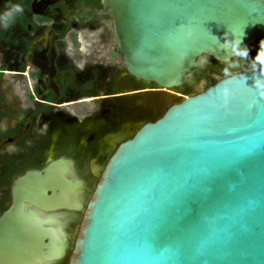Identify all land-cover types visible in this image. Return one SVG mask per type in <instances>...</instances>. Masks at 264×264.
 Segmentation results:
<instances>
[{
  "label": "water",
  "instance_id": "95a60500",
  "mask_svg": "<svg viewBox=\"0 0 264 264\" xmlns=\"http://www.w3.org/2000/svg\"><path fill=\"white\" fill-rule=\"evenodd\" d=\"M101 5L128 73L167 91L191 86L209 58L235 67L264 38V0ZM262 84L261 61L204 92L178 93L107 163L93 161L92 186L68 159L19 178L0 217V264L69 255L70 264H264ZM66 211L78 215L71 253L55 227Z\"/></svg>",
  "mask_w": 264,
  "mask_h": 264
},
{
  "label": "flooded vegetation",
  "instance_id": "af4514ba",
  "mask_svg": "<svg viewBox=\"0 0 264 264\" xmlns=\"http://www.w3.org/2000/svg\"><path fill=\"white\" fill-rule=\"evenodd\" d=\"M49 1L0 0V51L5 59L0 68V217L12 206L14 183L57 160L74 161L92 186L97 181L91 173L93 161L107 163L105 157L113 155L138 124L162 115L151 116L153 101L174 95L128 73L101 0ZM16 6L23 11L16 12ZM261 41L264 38L252 51L261 52ZM115 56L121 63L112 62ZM212 63L209 58L206 66ZM247 64L245 68H251ZM5 75L21 79L19 92L2 87ZM192 81H198L195 71ZM66 213L68 218L60 219L63 229L55 227L67 237L71 253L78 215ZM70 260V255L36 257L30 264Z\"/></svg>",
  "mask_w": 264,
  "mask_h": 264
},
{
  "label": "rangeland",
  "instance_id": "374dc122",
  "mask_svg": "<svg viewBox=\"0 0 264 264\" xmlns=\"http://www.w3.org/2000/svg\"><path fill=\"white\" fill-rule=\"evenodd\" d=\"M258 52L256 51H252L250 53H248L247 55H245L239 62H238V66L239 68H231V69H227L225 70V74L227 75H231L233 73H235L237 69H241V71L244 70H252L253 68L257 67L259 65V63L261 62L260 60H257V56H258ZM0 68H2V66H4L5 64V59H4V55L1 53L0 51ZM112 60L113 63L115 64H119L121 63V57L120 56H115L113 58H110ZM247 63H251L252 66L251 68H245V65H249ZM208 68L210 67H205L203 69H201V71H206L208 70ZM20 81L21 79L16 78L12 75H5L2 79V87L6 90H10V87H13L15 90H17L19 92L20 90ZM206 86V81L205 80H198L195 84H193L190 88H192V90H194L195 92H203L204 88ZM174 93V95H166V96H162V97H158L153 101V109H152V115L151 116H159L161 114H163L166 109L168 107H170L171 105H173L174 103L180 102L183 97H178L177 94L178 93H184V95H189L188 94V90L183 87L180 89V91H172Z\"/></svg>",
  "mask_w": 264,
  "mask_h": 264
},
{
  "label": "trees",
  "instance_id": "16d2710c",
  "mask_svg": "<svg viewBox=\"0 0 264 264\" xmlns=\"http://www.w3.org/2000/svg\"><path fill=\"white\" fill-rule=\"evenodd\" d=\"M225 67H226L225 64L218 63L213 60V63L210 66V68H208V70L201 71L200 69V70L195 71L197 74L198 80L206 81V86L204 88V91H206L209 87L216 84L217 82H219L220 80H222L224 77L227 76V74H225V70L230 69V68H225ZM235 71L238 72V71H241V69H237ZM185 88L188 90L189 95L198 94V92H195L194 90H192V88L188 86H186Z\"/></svg>",
  "mask_w": 264,
  "mask_h": 264
},
{
  "label": "clouds",
  "instance_id": "9594fccd",
  "mask_svg": "<svg viewBox=\"0 0 264 264\" xmlns=\"http://www.w3.org/2000/svg\"><path fill=\"white\" fill-rule=\"evenodd\" d=\"M15 11L16 12H22L23 9L20 6H16ZM239 54L240 55H244L243 52H241ZM257 60H260V61L264 62V41H261V52L258 54ZM259 86H260V88L264 89V84L259 85ZM223 92H224L225 96L228 95V90L227 89H224ZM261 95L264 96V92H261Z\"/></svg>",
  "mask_w": 264,
  "mask_h": 264
}]
</instances>
